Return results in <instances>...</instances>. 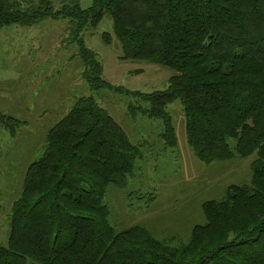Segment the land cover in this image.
Here are the masks:
<instances>
[{"label": "trees", "instance_id": "trees-1", "mask_svg": "<svg viewBox=\"0 0 264 264\" xmlns=\"http://www.w3.org/2000/svg\"><path fill=\"white\" fill-rule=\"evenodd\" d=\"M106 14L121 59L175 71L168 89L135 93L150 102L148 117L163 120L166 146L177 145L167 107L179 99L195 156L209 165L256 154L252 182L205 202L206 223L187 245L170 247L141 225L117 231L103 200L110 185L127 187L142 150L92 97L82 98L26 171L0 264H264V0H93L85 10L0 0V30L69 18L83 76L99 89L109 85L81 33ZM102 38L111 43L110 34ZM22 123L0 112L12 135Z\"/></svg>", "mask_w": 264, "mask_h": 264}, {"label": "rangeland", "instance_id": "rangeland-1", "mask_svg": "<svg viewBox=\"0 0 264 264\" xmlns=\"http://www.w3.org/2000/svg\"><path fill=\"white\" fill-rule=\"evenodd\" d=\"M50 1L55 9L78 5L85 10L93 3ZM69 21L49 18L33 26L12 25L0 30V112L23 122L16 135L0 126V245L8 246L13 205L21 196L28 167L45 153L49 132L80 99L89 97L142 150L127 187L108 188L103 204L110 209L111 224L117 231L141 225L170 247L187 245L193 228L206 223L205 202L222 200L231 185L252 182L256 154L209 165L201 162L188 145L186 113L179 99L167 107L177 145L166 146L163 120L148 117L143 110L150 108V102L135 93L168 89L175 71L121 59V45L106 14L96 28L89 24L81 33L102 64L100 79L109 85L94 89L83 76L86 65ZM104 33L112 37L109 45L102 38Z\"/></svg>", "mask_w": 264, "mask_h": 264}]
</instances>
